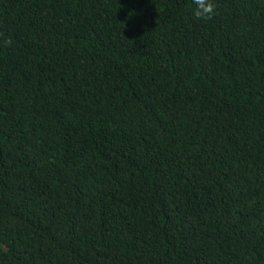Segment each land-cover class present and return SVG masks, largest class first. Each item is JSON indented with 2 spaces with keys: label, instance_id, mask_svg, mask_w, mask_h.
Wrapping results in <instances>:
<instances>
[{
  "label": "trees",
  "instance_id": "16d2710c",
  "mask_svg": "<svg viewBox=\"0 0 264 264\" xmlns=\"http://www.w3.org/2000/svg\"><path fill=\"white\" fill-rule=\"evenodd\" d=\"M0 0V264H264V0Z\"/></svg>",
  "mask_w": 264,
  "mask_h": 264
},
{
  "label": "clouds",
  "instance_id": "9594fccd",
  "mask_svg": "<svg viewBox=\"0 0 264 264\" xmlns=\"http://www.w3.org/2000/svg\"><path fill=\"white\" fill-rule=\"evenodd\" d=\"M196 5L193 15L196 19L212 20L216 14L217 5L214 0H193Z\"/></svg>",
  "mask_w": 264,
  "mask_h": 264
}]
</instances>
